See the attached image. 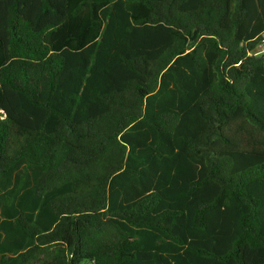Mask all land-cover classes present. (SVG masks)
Listing matches in <instances>:
<instances>
[{"label":"trees","instance_id":"1","mask_svg":"<svg viewBox=\"0 0 264 264\" xmlns=\"http://www.w3.org/2000/svg\"><path fill=\"white\" fill-rule=\"evenodd\" d=\"M264 0H0V264H264Z\"/></svg>","mask_w":264,"mask_h":264},{"label":"rangeland","instance_id":"2","mask_svg":"<svg viewBox=\"0 0 264 264\" xmlns=\"http://www.w3.org/2000/svg\"><path fill=\"white\" fill-rule=\"evenodd\" d=\"M257 53L261 54V55H264V42H263V44L261 46H259L257 48Z\"/></svg>","mask_w":264,"mask_h":264}]
</instances>
